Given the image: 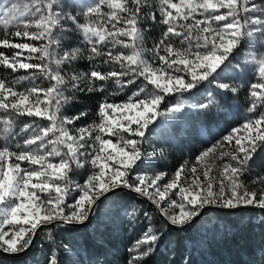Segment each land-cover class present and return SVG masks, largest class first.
<instances>
[{
  "label": "snow or ice",
  "instance_id": "6c2138e0",
  "mask_svg": "<svg viewBox=\"0 0 264 264\" xmlns=\"http://www.w3.org/2000/svg\"><path fill=\"white\" fill-rule=\"evenodd\" d=\"M57 2L58 0H27L24 11L16 9L20 17L32 18L26 19L24 30L22 32L17 30L14 35L33 41L48 40L49 44L37 47L27 42H11L7 38L0 40V48L21 50L11 56L0 52V65L14 72L18 68L40 69L43 75L56 82L47 89L32 87L25 92H18L6 85L5 81L0 80V109L14 112L17 116L38 117L50 122L48 126H37V128H33L32 124L24 125L23 131L32 129L34 133L24 141V148L28 149L27 151L14 152L7 146L0 148V205H5L0 207V249L10 252L27 249L32 243L35 230L41 224H51L55 221L68 224L83 223L88 220L92 206L97 200L121 187L146 196L161 209L162 214L171 224L177 226H183L197 217L206 205L225 208H237L243 205L264 209V191L259 194L256 191H249L241 179L257 153V142H264V111L243 125L244 130L249 134L245 137L247 141L245 144H242L240 139H235V147L232 150L219 152V158L230 157L235 164H224L218 179L210 175L214 164H209L208 158L215 157L217 148H223V143L202 153L197 163L203 168L204 181L196 175L197 168L192 167L191 183L187 187H179L180 201L172 200L168 207L161 208V201L165 199L168 190L179 186L178 182L184 169L175 173V178L164 185L163 191L158 185V181L163 179L162 174L154 178L138 175L135 177V182H130L129 179V169L136 166L137 161L141 159V151L138 147L141 140L136 137L145 136V130L165 95L193 89L210 77L215 79L219 75L218 70L222 71L223 68L230 67V57L235 59L234 52L236 56L241 54L246 38H252L257 31L262 35L261 44L264 46V17L249 15L264 13V4L257 5L254 0H178V2L161 0L163 15L161 22L167 25V29L155 49V55L160 61L159 67H154L143 58V49L140 47L143 37L138 28V15L147 0H99L98 4L90 6L85 16H95V19L77 25L82 29L84 40L91 45L90 51L94 55L88 58L91 60L95 56H107L108 60H105V63L109 61L117 63L122 69L120 72L108 73L92 71L90 82L91 79L103 81L117 77L116 82L124 86L121 77H133L127 81L128 84H134L136 78L142 77L156 91L147 92L143 98H130L122 105L101 103L98 109L100 122L90 125L89 128H77V134L74 135L65 125L73 124L75 120L80 119V116L72 118L60 116L62 101L67 98L64 97L59 86L63 85L65 80L50 65L55 63L59 68L65 62L76 60L80 49L66 51L59 58H55L50 51L53 29L61 16L60 12L54 9ZM104 5L111 11L102 12L101 7ZM11 7L16 8V5ZM221 9L227 11L221 13ZM122 13L127 15H121ZM197 14L202 18H196ZM4 16L11 17L12 20L17 19L9 9L5 10ZM69 19L76 23L75 17ZM189 20L192 22L182 23ZM121 24L123 26H120ZM108 25L111 27L109 28ZM250 25L260 27L250 28ZM33 26L36 31H29ZM170 35L182 37L179 43L187 44V47L174 48L171 42L165 43L169 41ZM103 43H110L112 48L120 45L131 49L130 54L122 52L114 54L111 49L102 52L96 45ZM161 51L165 54L161 55ZM24 52H27L26 57ZM35 53L40 55L34 56ZM33 59L47 62L39 64L28 62ZM259 63L262 82L250 85L251 97L255 99L249 110L253 112L259 105H264V59ZM182 71L190 75L191 80L186 81L183 76L172 74ZM72 79L75 81L77 77L73 76ZM218 86L221 89H229L227 83H218ZM73 87L77 88L78 85L74 84ZM141 92H145V88H141L134 95L139 97ZM40 93L43 95L41 96ZM9 97L15 99L9 102ZM201 106L207 107V105ZM109 109L112 114L121 111L119 121L112 119V115L107 111ZM3 124V131L11 133L12 120L4 119ZM237 131L239 129L234 130ZM93 132H97L94 137ZM101 133L116 137L117 142L104 139ZM124 133H127V137L123 135ZM50 134L54 138H48ZM89 140L95 142L90 144ZM233 140V135L224 137V142L228 144H232ZM33 145H36L37 150L31 149ZM48 145L53 147L45 151ZM59 145H63L66 151L61 152ZM17 147L19 148L20 145L17 144ZM81 156L85 157L84 161L80 159ZM50 157H60L59 162H52ZM23 162L39 167L22 168ZM85 163L98 171H94L83 185L73 186L68 179L71 166L75 164L76 167L82 168ZM259 179H264V176H260ZM51 180L63 183L52 184ZM149 189L154 191L150 192ZM51 190H54L56 195L42 199L41 193ZM73 190L79 193V198L69 205L66 203V197ZM67 207H71L72 211L66 214ZM173 208H178L179 214L171 213ZM5 225L12 226L11 233L5 230ZM16 225H29V227L17 228ZM156 240V235L146 236L138 242L137 247ZM51 264H57V261L53 259Z\"/></svg>",
  "mask_w": 264,
  "mask_h": 264
},
{
  "label": "rangeland",
  "instance_id": "374dc122",
  "mask_svg": "<svg viewBox=\"0 0 264 264\" xmlns=\"http://www.w3.org/2000/svg\"><path fill=\"white\" fill-rule=\"evenodd\" d=\"M26 2L27 0H0V40L7 38L11 42H27L37 47H40L42 44H49L48 40L33 41L26 37H16L14 35L17 30L21 32L24 30L23 25L26 19L32 18L30 16L20 17L19 12L16 11V9L24 11V4ZM174 2H178V0H174ZM254 2L257 5L264 4V0H254ZM98 3L99 0H58L57 4L54 6V9L60 12L61 16L58 24L53 29L50 51L55 58H59L66 51L70 52L76 48L80 49L76 60L65 62L61 64L59 68L56 67L55 63L50 65L53 69L58 71L65 80V83L59 86L64 97L67 98L65 101H62L59 113L60 116L68 118L80 116V119L75 120L73 124L65 125L74 135L77 134V128H89L90 125L100 122L98 109L101 103L108 102L122 105L130 98H143L147 92L156 91L153 86L148 85L142 77L136 78L134 84L127 83V81L133 77H121L120 79L123 81L124 86L116 82L117 77H110L103 81L91 79L90 82V73L92 71L102 73L122 71L120 65L117 63L111 61L105 63V60H108L107 56H95V58L91 60L88 58L94 54L90 51L91 45L84 40L82 29L77 25L89 23L91 20L95 19V16H85V13L90 6H95ZM12 5H16V8H12ZM161 7V0H147L146 5L141 8L138 15V28L143 37L142 43L140 44V47L143 49L142 55L143 58L149 63H152L154 67H159L160 65V61L155 55V49L167 29V25L161 22L163 19ZM6 9H9L15 14L17 19L12 20L11 17H5L4 12ZM168 10L174 12L172 9ZM101 11L109 12L111 9L104 5L101 7ZM226 11L227 9L220 10L221 13ZM121 15L126 16L127 13H122ZM249 15L264 17V13H251ZM69 17H75L76 23H73ZM196 18L202 17L197 14ZM191 22L192 21L189 20L182 23ZM222 23L223 22H221V24ZM120 26L123 25L121 24ZM108 27L110 28L111 26L108 25ZM249 27L259 28L260 26L250 25ZM29 31H36V29L33 26L29 28ZM120 39L127 38L120 37ZM180 39H182V37L170 35L169 41L165 43L171 42L174 48L187 47V44L179 43ZM261 40L262 35L259 31L255 32L252 38H246L245 46L242 48L241 54L236 56L234 52L233 56H235V59L230 57V67L223 68L222 71L218 70L219 75H217L215 79L210 77L209 80L200 82L193 89L165 95L164 100L159 105L156 114L145 130V136L143 138L136 137V139L141 140L140 145H138L141 151V159L137 161L136 166L129 169L130 182H135V177L138 175L154 178L156 175L162 174L163 179L158 181V185L161 191H163L164 185L175 178V173L180 169H184L178 182L179 186L168 190L165 199L161 201V208L168 207L169 202L172 200L180 201L179 187H187L191 183L193 174L190 170L192 167L197 168L198 171L196 175L199 176L201 181H204L202 175L203 168L197 161L202 153L208 149L223 143V148H217L216 156L208 158V163L214 164L212 172L210 173L211 176L217 177L218 179L224 164H235L234 161L230 160V157L226 156L219 158V152L232 150L235 147V139H240L241 143L245 144L247 142L245 137L249 134L244 130L243 125L250 119L255 118L260 112L264 111V105H259L255 112L249 110L255 99L251 97L250 85L252 83L262 82L259 75V62L261 59H264V46H262ZM96 46L102 52H107L111 49L114 54L117 52L130 54L131 51V49L124 48L120 45L112 48L110 43L98 44ZM18 51L21 50L0 48V52L7 56H11ZM160 54L164 55L165 53L161 51ZM33 55L38 56L40 53H35ZM24 56H27V52H24ZM28 62L39 64L46 63L47 61L42 62L33 59ZM169 72H171V70H169ZM172 74L183 76L186 81L191 80V76L183 71ZM73 76L77 77L75 81L72 79ZM21 77H24V79H21ZM0 80L5 81L6 85L13 87V89L18 92H25L32 87L47 89L52 84L56 83L49 77L43 75L40 69L34 68L24 70L18 68V70L14 72L12 69L6 68L3 65H0ZM218 83H227L229 89L225 90L219 88ZM74 84L78 85V87L74 88ZM89 88L92 90L89 91ZM141 88H145V92H141L140 96L136 97L134 94ZM232 89H235V91H232ZM257 91H259V89ZM40 95L42 96L43 94L40 93ZM13 99L15 98L9 97V102ZM201 105H207V107H202ZM107 111L112 115V119L120 120L122 115L121 111L118 110L114 114H112L110 109ZM81 113L85 115L81 116ZM4 119L12 120L13 125L11 133H5L3 131ZM121 122L127 123V121ZM25 124H32L33 128H37V126H48L50 122L38 117L17 116L14 112H5L3 109H0V148L7 146L14 152L27 151L28 149L24 148V141L30 138L34 133L32 129H29L27 132L23 131ZM133 127H135V125H133ZM237 129H239V131L234 132V130ZM96 134L97 132H93V137ZM101 135L104 139H112L113 143L117 142L116 137H109L102 133ZM123 135L127 137V133ZM229 135L234 136L232 144L224 142V137ZM48 138L54 137L50 134ZM94 142V140L88 141L90 144ZM17 144L20 145L19 148ZM257 145V153L254 155L253 160L250 161L249 168L241 179L244 181L249 191H256L259 194L264 191V179H259L260 176H264V142H257ZM52 147L53 145H48L45 151H49ZM58 147L61 152L66 151L63 145H59ZM31 149L37 150L36 145L31 146ZM49 159H51L52 162H59L60 157H50ZM80 159L84 161L85 157L81 156ZM109 163L111 164L112 162ZM21 167L31 169L38 168L39 166L23 162ZM71 167L72 170L68 173V179L73 186L83 185L94 171H98V169H93L91 165L87 163H85L82 168L76 167L75 164ZM253 181L256 182L254 183ZM50 182L52 184L63 183L57 180H51ZM149 191H154V189H149ZM55 195L56 193L54 190L41 193L42 199H47L49 196L54 197ZM78 198L79 193L73 190L66 197V203L71 205L75 203V200ZM0 207H5V205H0ZM206 207L222 206L206 205L204 208ZM240 207L244 206L242 205ZM248 207L258 208L253 206ZM134 209H136V207H134ZM99 210L107 212V205H103ZM71 211V207L65 208L66 214ZM171 213L179 214V209L173 208L171 209ZM143 218H149V215L143 212ZM58 222L59 221H55L51 224L55 225ZM150 222L153 224L151 220ZM21 226L29 227V225H16L17 228ZM4 227L6 231L11 233V225H5ZM49 228L43 229L41 232H43L44 235L50 236ZM149 235H156L158 238L159 230L157 228H149L144 234L143 239Z\"/></svg>",
  "mask_w": 264,
  "mask_h": 264
},
{
  "label": "trees",
  "instance_id": "16d2710c",
  "mask_svg": "<svg viewBox=\"0 0 264 264\" xmlns=\"http://www.w3.org/2000/svg\"><path fill=\"white\" fill-rule=\"evenodd\" d=\"M103 205L107 212L99 210ZM149 228L159 237L137 247ZM49 231L21 257L0 254V264H264V211L255 209L208 211L177 230L143 199L118 192L98 205L88 227L57 223Z\"/></svg>",
  "mask_w": 264,
  "mask_h": 264
},
{
  "label": "water",
  "instance_id": "95a60500",
  "mask_svg": "<svg viewBox=\"0 0 264 264\" xmlns=\"http://www.w3.org/2000/svg\"><path fill=\"white\" fill-rule=\"evenodd\" d=\"M118 192H126V193H129L131 195H134V196H137L141 199H143L150 207L156 209L158 211V215L159 217L165 221V223L173 228V229H184L186 228L187 226L191 225V224H196L198 222H200V220L204 217V215L208 212V211H221V212H229V213H236V212H239L241 210H246V209H255V210H261V211H264V209H260V208H251V207H248V206H244V207H240V208H236V209H228V208H222V207H206V208H203L202 211L200 212V214L193 218L190 222L186 223L185 225L183 226H177V225H173L170 223V221L168 220V218L162 214L161 212V209L160 208H157V206L150 200L148 199L146 196H143V195H140L139 193H136L134 191H132L131 189L129 188H125V187H121V188H118L114 191H111V192H108L106 193L104 196H102L99 200L96 201V203L92 206V210L89 214V218L88 220L84 221L83 223H72V224H68V223H62V221H59L60 224H65L67 226H70V227H75V228H83V227H88L92 221H93V218H94V215H95V211L98 207V205L100 203H102L103 201L105 200H108L109 198H111L114 194L118 193ZM58 222V223H59ZM53 224H48V225H40L36 230H35V234L33 235L32 237V243L31 245L25 249V250H22V251H18V252H10V251H5L3 249H0V254L5 256V257H11V258H16V257H21L23 255H25L26 253H28L35 245L36 241H37V238H38V235L39 233L43 230V229H47L49 227H51Z\"/></svg>",
  "mask_w": 264,
  "mask_h": 264
},
{
  "label": "bare ground",
  "instance_id": "6f19581e",
  "mask_svg": "<svg viewBox=\"0 0 264 264\" xmlns=\"http://www.w3.org/2000/svg\"><path fill=\"white\" fill-rule=\"evenodd\" d=\"M97 210V209H96ZM96 212V211H95Z\"/></svg>",
  "mask_w": 264,
  "mask_h": 264
}]
</instances>
